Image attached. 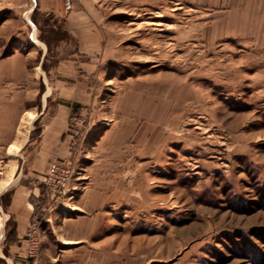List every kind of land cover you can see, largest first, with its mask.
Masks as SVG:
<instances>
[{
	"label": "rangeland",
	"instance_id": "374dc122",
	"mask_svg": "<svg viewBox=\"0 0 264 264\" xmlns=\"http://www.w3.org/2000/svg\"><path fill=\"white\" fill-rule=\"evenodd\" d=\"M0 264H264V0H0Z\"/></svg>",
	"mask_w": 264,
	"mask_h": 264
},
{
	"label": "crops",
	"instance_id": "0c3cea01",
	"mask_svg": "<svg viewBox=\"0 0 264 264\" xmlns=\"http://www.w3.org/2000/svg\"><path fill=\"white\" fill-rule=\"evenodd\" d=\"M26 224H29L28 219H26V221H24V223H22V224H20L19 222L17 223L16 236H17L18 241L22 237V234H23L22 230L26 228ZM68 242H70V241H68Z\"/></svg>",
	"mask_w": 264,
	"mask_h": 264
},
{
	"label": "bare ground",
	"instance_id": "6f19581e",
	"mask_svg": "<svg viewBox=\"0 0 264 264\" xmlns=\"http://www.w3.org/2000/svg\"><path fill=\"white\" fill-rule=\"evenodd\" d=\"M30 118H31V120L34 119V116L31 115ZM72 210H73V209H72ZM73 243H75V242L64 241V244H66V245H71V244H73ZM75 244H76V243H75Z\"/></svg>",
	"mask_w": 264,
	"mask_h": 264
}]
</instances>
